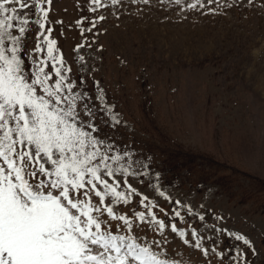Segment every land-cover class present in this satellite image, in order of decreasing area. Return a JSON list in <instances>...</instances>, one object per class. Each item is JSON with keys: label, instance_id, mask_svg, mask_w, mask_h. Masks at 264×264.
Masks as SVG:
<instances>
[{"label": "snow or ice", "instance_id": "snow-or-ice-1", "mask_svg": "<svg viewBox=\"0 0 264 264\" xmlns=\"http://www.w3.org/2000/svg\"><path fill=\"white\" fill-rule=\"evenodd\" d=\"M52 2L0 0V264H203L192 258L197 251L206 264H255L251 256L258 252L248 236L221 227L222 216L213 214L209 223L205 211L167 193L151 157L141 159L102 131L122 120L99 81L93 78L95 92L88 90L81 50L91 48L85 33L105 19L97 13L109 4L78 5L93 16L74 22L82 42L69 64L54 36L55 25L63 35L64 22L50 19ZM170 3L204 14L234 7L220 0ZM221 234L243 247L221 250ZM180 247L190 251L179 257L172 248Z\"/></svg>", "mask_w": 264, "mask_h": 264}, {"label": "rangeland", "instance_id": "rangeland-1", "mask_svg": "<svg viewBox=\"0 0 264 264\" xmlns=\"http://www.w3.org/2000/svg\"><path fill=\"white\" fill-rule=\"evenodd\" d=\"M220 2L234 7L204 14L181 12L170 0H122L118 7L105 0L109 6L97 13L105 19L85 33L92 46L81 54L90 72L88 90L94 93L92 80L99 81L122 120L115 129L102 125V131L141 159L151 157L167 193L205 211L209 223L219 215L221 227L248 236L258 252L251 259L264 264V0L255 6ZM83 4L51 5L50 19L64 22L63 35L55 25L54 36L69 64L82 42L74 22L81 14L93 16L82 12ZM130 182L153 197L146 185ZM158 203L169 209L162 198ZM219 242L221 250L243 247L226 234ZM172 251L184 257L190 250ZM191 255L206 264L198 251Z\"/></svg>", "mask_w": 264, "mask_h": 264}]
</instances>
